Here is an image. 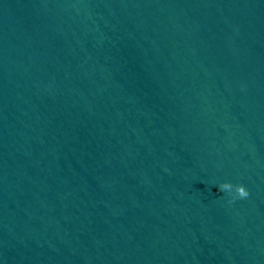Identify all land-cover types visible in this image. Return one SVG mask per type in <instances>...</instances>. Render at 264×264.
<instances>
[{"label": "water", "instance_id": "1", "mask_svg": "<svg viewBox=\"0 0 264 264\" xmlns=\"http://www.w3.org/2000/svg\"><path fill=\"white\" fill-rule=\"evenodd\" d=\"M0 264H264V0H0Z\"/></svg>", "mask_w": 264, "mask_h": 264}, {"label": "clouds", "instance_id": "2", "mask_svg": "<svg viewBox=\"0 0 264 264\" xmlns=\"http://www.w3.org/2000/svg\"><path fill=\"white\" fill-rule=\"evenodd\" d=\"M218 188L221 192L232 195L233 199H243L249 196V192L242 184L234 186L230 182H224L218 185Z\"/></svg>", "mask_w": 264, "mask_h": 264}]
</instances>
